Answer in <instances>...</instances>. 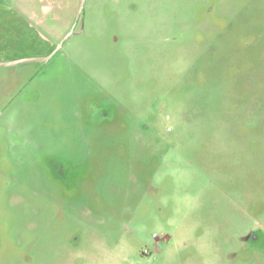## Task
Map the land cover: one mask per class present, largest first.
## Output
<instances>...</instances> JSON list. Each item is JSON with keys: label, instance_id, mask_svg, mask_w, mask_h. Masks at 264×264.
Instances as JSON below:
<instances>
[{"label": "rangeland", "instance_id": "1", "mask_svg": "<svg viewBox=\"0 0 264 264\" xmlns=\"http://www.w3.org/2000/svg\"><path fill=\"white\" fill-rule=\"evenodd\" d=\"M79 2L0 0V264H264V0Z\"/></svg>", "mask_w": 264, "mask_h": 264}, {"label": "water", "instance_id": "2", "mask_svg": "<svg viewBox=\"0 0 264 264\" xmlns=\"http://www.w3.org/2000/svg\"><path fill=\"white\" fill-rule=\"evenodd\" d=\"M84 2H85V0H80V2L78 4L77 12H76V18L81 14L82 9H83ZM71 32L72 31L69 32V34L65 37V39L67 37H69V35L71 34ZM58 49H59V47L54 51V53L52 55L48 56L47 58L25 59V60H20V61H15V62L2 63V64H0V66L15 65V64H18V63L31 62V61H35V62L47 61V60H49L56 53V51Z\"/></svg>", "mask_w": 264, "mask_h": 264}, {"label": "flooded vegetation", "instance_id": "3", "mask_svg": "<svg viewBox=\"0 0 264 264\" xmlns=\"http://www.w3.org/2000/svg\"><path fill=\"white\" fill-rule=\"evenodd\" d=\"M80 16V15H79ZM78 16V17H79ZM75 18H76V14H75ZM74 18V19H75ZM72 34V33H71ZM70 34V35H71ZM69 35V36H70ZM68 38V37H67ZM63 41V40H62ZM63 42H61L60 44H62ZM59 44L58 47H60L61 45ZM48 61V60H47ZM40 62H45V61H40ZM260 241V232L252 230L249 233H247V236L245 238V242L247 243V245H250L251 247L256 246Z\"/></svg>", "mask_w": 264, "mask_h": 264}]
</instances>
